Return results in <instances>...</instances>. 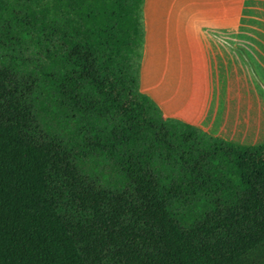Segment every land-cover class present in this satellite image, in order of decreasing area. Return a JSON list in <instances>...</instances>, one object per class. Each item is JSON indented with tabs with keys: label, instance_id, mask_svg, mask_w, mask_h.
<instances>
[{
	"label": "trees",
	"instance_id": "16d2710c",
	"mask_svg": "<svg viewBox=\"0 0 264 264\" xmlns=\"http://www.w3.org/2000/svg\"><path fill=\"white\" fill-rule=\"evenodd\" d=\"M144 0H0V264H264V143L139 90Z\"/></svg>",
	"mask_w": 264,
	"mask_h": 264
},
{
	"label": "crops",
	"instance_id": "0c3cea01",
	"mask_svg": "<svg viewBox=\"0 0 264 264\" xmlns=\"http://www.w3.org/2000/svg\"><path fill=\"white\" fill-rule=\"evenodd\" d=\"M244 3L144 0L139 90L164 117L236 144L255 145L264 143V94L235 49L252 51L264 79V40L252 37L250 47L243 45Z\"/></svg>",
	"mask_w": 264,
	"mask_h": 264
},
{
	"label": "rangeland",
	"instance_id": "374dc122",
	"mask_svg": "<svg viewBox=\"0 0 264 264\" xmlns=\"http://www.w3.org/2000/svg\"><path fill=\"white\" fill-rule=\"evenodd\" d=\"M243 22V45L250 47V43L247 42H250L252 37L254 38V41L264 40V0H245ZM257 26L258 30L255 28ZM251 29H254L256 33L251 35ZM235 51L242 59L244 68L248 72L252 81L258 86L260 92L264 94V79H262L260 72H258L255 67L251 57L252 54H250L252 51L245 46L240 45L236 46ZM253 54H257V52L255 51Z\"/></svg>",
	"mask_w": 264,
	"mask_h": 264
}]
</instances>
